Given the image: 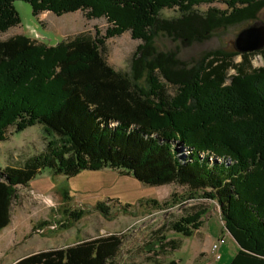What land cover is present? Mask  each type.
Masks as SVG:
<instances>
[{"label":"trees","instance_id":"16d2710c","mask_svg":"<svg viewBox=\"0 0 264 264\" xmlns=\"http://www.w3.org/2000/svg\"><path fill=\"white\" fill-rule=\"evenodd\" d=\"M16 1L29 4L34 17L80 11L87 20L104 18L108 27L102 37L82 32L54 46L24 35L0 40V142L11 128L38 124L46 134L41 153L0 171V231L10 223L18 187L42 170L74 176L111 168L148 186L176 184L193 198L216 202L238 247L230 264H264V67L251 63L258 55L264 63V48L208 53L190 81L176 83L160 63L152 65L149 48L152 56L146 51L132 61L146 70V91L106 60V40L123 33L144 43L138 51L148 47L153 28L165 22L163 10L176 9L187 25L200 19L205 36L216 25L257 19L264 0H0V34L20 24ZM214 3L225 10L210 8L201 19L196 9ZM181 148L188 152L184 159ZM203 214L180 218L172 231L191 237ZM121 243L114 234L90 237L14 264H109Z\"/></svg>","mask_w":264,"mask_h":264},{"label":"rangeland","instance_id":"374dc122","mask_svg":"<svg viewBox=\"0 0 264 264\" xmlns=\"http://www.w3.org/2000/svg\"><path fill=\"white\" fill-rule=\"evenodd\" d=\"M14 5L20 24L0 34V40L24 35L36 43L54 46L82 32L92 36L98 33L102 37L108 27L104 18L87 20L80 11L61 16L45 11L34 17L29 4L16 1ZM210 8L221 11L226 7L221 3L202 5L196 9L197 14L202 19ZM159 19L165 22L153 28L152 42L140 51L137 47L144 43L132 40L128 32L106 40L107 63L117 71L129 72L136 85L145 91L148 90L146 70L140 62L133 68L132 61L144 58L146 51L152 56L149 48H153L152 57L156 58L152 65L160 63L171 83L188 82L208 53H237L235 38L243 29L263 26L264 9L255 20L216 25L205 36L202 33L208 28L205 25L203 29L200 19H195V26L192 21L187 25L176 9L163 10ZM163 26L170 27L167 28L169 34ZM239 61L236 57L235 62ZM251 63L253 68L264 67L259 55L254 56ZM167 90L174 93L169 84ZM45 137L43 126L38 124L22 132L11 128L6 140L0 142V171L6 166L18 167L26 158L41 153ZM179 152L183 159L188 153L182 148ZM199 211L204 212L200 218L202 225L191 237L172 231L174 222ZM11 216L9 225L0 231V264L111 234L120 237L122 243L109 264H230L238 251L223 227L216 202L198 196L193 198L187 188L176 184L145 185L132 174L118 169L83 170L74 176L53 174L44 169L25 187H18ZM221 239L223 245L217 253L213 252L212 246Z\"/></svg>","mask_w":264,"mask_h":264},{"label":"water","instance_id":"95a60500","mask_svg":"<svg viewBox=\"0 0 264 264\" xmlns=\"http://www.w3.org/2000/svg\"><path fill=\"white\" fill-rule=\"evenodd\" d=\"M264 48V25L240 31L234 40V50L239 54L257 52Z\"/></svg>","mask_w":264,"mask_h":264},{"label":"built area","instance_id":"2783aa9c","mask_svg":"<svg viewBox=\"0 0 264 264\" xmlns=\"http://www.w3.org/2000/svg\"><path fill=\"white\" fill-rule=\"evenodd\" d=\"M211 160V159H210ZM223 243H224V240L223 239H221V240H219V241H217V243H215L213 246H212V250H213V252H218V249H219V246H221V245H223ZM218 258V257H217Z\"/></svg>","mask_w":264,"mask_h":264},{"label":"crops","instance_id":"0c3cea01","mask_svg":"<svg viewBox=\"0 0 264 264\" xmlns=\"http://www.w3.org/2000/svg\"><path fill=\"white\" fill-rule=\"evenodd\" d=\"M26 256V255H25ZM25 256H23V257H25ZM23 257H18L17 259H13V260H11L12 262L11 263H9V264H14L16 261H18L19 259H21V258H23Z\"/></svg>","mask_w":264,"mask_h":264}]
</instances>
